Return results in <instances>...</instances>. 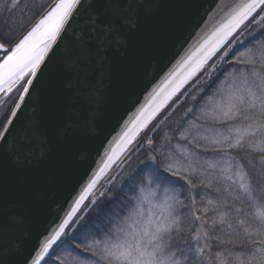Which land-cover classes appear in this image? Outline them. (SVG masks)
I'll list each match as a JSON object with an SVG mask.
<instances>
[{
  "label": "snow or ice",
  "instance_id": "6c2138e0",
  "mask_svg": "<svg viewBox=\"0 0 264 264\" xmlns=\"http://www.w3.org/2000/svg\"><path fill=\"white\" fill-rule=\"evenodd\" d=\"M19 5L0 3V17L8 14L0 19V92L22 87L21 103L73 25L79 75L106 87L97 70L110 49L126 44L144 7L142 0H54L15 37ZM216 8L214 22L168 73L167 88H153L128 115L69 211L21 247L8 243L11 225L0 218V264H264V0ZM187 85L183 102L192 104L184 116L192 120L156 134L162 123L153 121ZM21 103L0 131V205L6 160L32 152L35 129L21 126L8 139ZM101 175H108L103 188ZM32 183L49 187L44 175Z\"/></svg>",
  "mask_w": 264,
  "mask_h": 264
},
{
  "label": "water",
  "instance_id": "95a60500",
  "mask_svg": "<svg viewBox=\"0 0 264 264\" xmlns=\"http://www.w3.org/2000/svg\"><path fill=\"white\" fill-rule=\"evenodd\" d=\"M142 2L138 22L126 33V44L110 49L97 70L106 87L86 84L79 75L73 25L21 103L22 89L16 102L21 103L18 119L8 139L21 126L36 131L31 155L5 162L8 189L0 218L11 225V246H26L30 235L34 238L57 214L63 216L71 209L81 184L102 166L105 149L114 146L128 115L153 88H167L168 73L214 22L210 17H215L216 5L231 0ZM18 87L3 92L0 104ZM36 175L46 176L49 187L38 189L32 183Z\"/></svg>",
  "mask_w": 264,
  "mask_h": 264
},
{
  "label": "trees",
  "instance_id": "16d2710c",
  "mask_svg": "<svg viewBox=\"0 0 264 264\" xmlns=\"http://www.w3.org/2000/svg\"><path fill=\"white\" fill-rule=\"evenodd\" d=\"M3 0H0V3H2ZM54 2V0H20V5L16 9L15 12L12 13V20L14 23L12 24L13 28V36L20 37L22 36L28 28H30L31 24L34 22L35 19H38L37 13L40 11V6L44 4H49ZM46 10V9H45ZM8 14L4 13L3 17H0V19H7ZM192 92L191 85H187L185 89L181 90V94H179L177 97H174L172 101L169 102L168 106L165 107V109L161 112V114L157 117L156 121H153V124H156L159 122L167 113H169L173 106L185 95H189ZM19 91L15 93L13 96L12 101L9 104L8 110L4 113L2 118L0 119V131L2 126L4 125L6 118L9 116L13 105L15 101L17 100ZM211 93V92H210ZM185 99V97H184ZM184 101V100H183ZM202 100L197 101V107L200 105ZM192 102L191 100H188L187 102H181L172 112L169 114V118L162 123V126L156 130V134L163 135L164 133L173 134V129L177 127L180 123L187 121L191 116H184V111L187 107L191 106ZM152 125H150V128ZM178 133H176L177 135ZM143 135V134H142ZM135 147V145H133ZM136 167V162H132V168ZM115 169H113L114 171ZM106 178H108V175H105ZM105 181H100V187L103 186V183ZM99 190V189H98Z\"/></svg>",
  "mask_w": 264,
  "mask_h": 264
},
{
  "label": "rangeland",
  "instance_id": "374dc122",
  "mask_svg": "<svg viewBox=\"0 0 264 264\" xmlns=\"http://www.w3.org/2000/svg\"><path fill=\"white\" fill-rule=\"evenodd\" d=\"M210 95H213L214 94V92H211V93H209ZM183 100H184V98H183ZM183 100H180L179 101V103H176L175 104V106L177 107L181 102H183ZM173 107L174 109L176 108V107ZM202 107H205V100H202L201 101V103H200V105L198 106V108H202ZM9 108V107H8ZM173 109V110H174ZM172 112V110L169 112V113H167V115H165V116H169V114ZM2 118V116L0 117V119ZM192 120V116H191V118H189L187 121H191ZM159 122H161V123H163L164 122V120H163V118L159 121ZM185 127H188V124H185ZM192 131H193V134L195 133V129L193 128V129H191ZM178 135V134H177ZM174 143H175V141H174ZM177 147L178 148H180L181 150H183V149H187L188 147H189V145H187V143L186 142H180V144L179 145H177ZM115 171V170H114ZM113 171V172H114ZM105 178H106V176L104 175L103 176V178L100 180V181H105ZM104 184H105V182L103 183V186L101 187V188H103L104 187ZM89 264H90V262H89Z\"/></svg>",
  "mask_w": 264,
  "mask_h": 264
},
{
  "label": "flooded vegetation",
  "instance_id": "af4514ba",
  "mask_svg": "<svg viewBox=\"0 0 264 264\" xmlns=\"http://www.w3.org/2000/svg\"><path fill=\"white\" fill-rule=\"evenodd\" d=\"M3 92H0V95ZM15 92H13L12 94H10L1 104H0V115H3V113H5L8 110V106L10 104V102L12 101L13 95ZM1 117V116H0Z\"/></svg>",
  "mask_w": 264,
  "mask_h": 264
}]
</instances>
